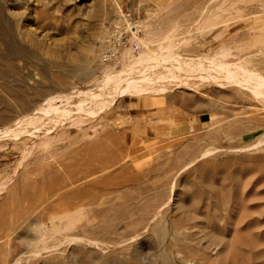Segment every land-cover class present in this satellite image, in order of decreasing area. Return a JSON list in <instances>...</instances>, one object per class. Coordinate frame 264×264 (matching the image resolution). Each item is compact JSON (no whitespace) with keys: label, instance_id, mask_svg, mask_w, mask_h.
Here are the masks:
<instances>
[{"label":"rangeland","instance_id":"374dc122","mask_svg":"<svg viewBox=\"0 0 264 264\" xmlns=\"http://www.w3.org/2000/svg\"><path fill=\"white\" fill-rule=\"evenodd\" d=\"M0 2L24 52L0 65V129L144 51L100 61L123 17L153 48L170 42L181 59L264 76V0H143L133 12L122 0ZM173 80L92 117L1 137L0 264H264V96Z\"/></svg>","mask_w":264,"mask_h":264},{"label":"bare ground","instance_id":"6f19581e","mask_svg":"<svg viewBox=\"0 0 264 264\" xmlns=\"http://www.w3.org/2000/svg\"><path fill=\"white\" fill-rule=\"evenodd\" d=\"M123 18L127 23L128 27L137 36L138 41L140 42V46L143 43V45L146 47L144 51L140 52L139 55L136 56H132V54H130V56H127V60L126 62H124L123 67L120 69L113 70L110 74H105L103 79L97 84L95 88H91L87 91L81 90L65 95L59 93L53 96L50 95V97L48 98L46 97L47 99H45L44 102H41V105L38 106V108L34 109L33 111L31 110L32 112L29 110V112L27 111L28 113H26L25 111V113H22L21 116L19 115V118L18 116L16 117L17 119L14 118L15 120L12 118L13 121H11L9 125H6L5 127H3V129H0V139L1 137L5 136H8L9 138H16L20 134H22L21 132H23L21 130V127L25 125H34L36 123H39V121H43L47 124L51 122L54 123L53 125L55 127H57L61 125L64 121H66L68 118L70 119L71 117L80 116L83 118L95 116L101 111H106L110 109L117 100L123 98L126 95L144 96L146 94L160 93L161 91H166L168 90V87H166L167 89L165 90V86L167 85H164L163 83H168L174 78L178 79V85H190V79L193 80V78L197 79L201 83L211 82L212 84H220L221 86L226 84L228 85V83H233L231 85L236 84L238 86H242L243 88L246 87L247 89L251 90L255 97L264 96V76L258 74L257 72L255 73L254 70L250 68V70L245 69L244 67H247L246 65L242 64L244 66H237L241 71L237 70V72H235L236 70H230V68L234 66L233 63L232 65L230 63V65H227L226 61H224L225 63H221V61H223L221 59V61L219 60V63H216L218 62V57L213 58L214 61L216 58V62L212 61V58L209 57L211 58L208 59L211 63L209 64V61L207 62L209 65L205 64V62L207 61L206 59L208 57H203V59L206 60L205 62L204 60L203 62L199 61L200 58L197 59V61L195 59L194 61H192V59L191 61L187 59L184 60V58L181 59V55L179 56V54L173 51V48L170 46L171 43L169 42V40L167 41V43L169 42L168 45L165 43V46L162 45L158 49L153 48V40L150 38V36H148L146 39H141L139 35H137L138 26L132 25L128 21V18ZM0 40L3 41L6 46V52L4 54H0V65L3 63V61L6 62L8 65H12L11 62L14 60V58H16V56L23 55L24 52L23 49L19 47L17 41L14 39L12 31H10V27L8 26V23L5 20L4 7L2 2H0ZM234 68L236 69V67ZM8 69L10 70L11 68ZM245 74L248 75V78L244 77ZM73 98H77V100L76 103L72 106H66L62 108L61 106L54 105V102L57 99H61L62 102L64 101V99H66L67 103L70 105V101ZM19 102H21L20 104L24 107L27 104L23 103L24 101L22 100ZM43 122H41V124ZM67 207L65 206L64 209ZM60 211L61 210H59V212ZM68 211L71 210L69 209ZM61 215L65 214L61 213ZM68 215L70 214H67V216ZM189 257L190 256L188 255L186 259L188 260Z\"/></svg>","mask_w":264,"mask_h":264},{"label":"built area","instance_id":"2783aa9c","mask_svg":"<svg viewBox=\"0 0 264 264\" xmlns=\"http://www.w3.org/2000/svg\"><path fill=\"white\" fill-rule=\"evenodd\" d=\"M137 35H140L138 31ZM138 50L140 42L127 24H115L108 36L104 39L99 55L102 63H109L116 60L125 49Z\"/></svg>","mask_w":264,"mask_h":264},{"label":"crops","instance_id":"0c3cea01","mask_svg":"<svg viewBox=\"0 0 264 264\" xmlns=\"http://www.w3.org/2000/svg\"><path fill=\"white\" fill-rule=\"evenodd\" d=\"M124 6H126L129 10L136 11L141 7L143 0H122Z\"/></svg>","mask_w":264,"mask_h":264}]
</instances>
